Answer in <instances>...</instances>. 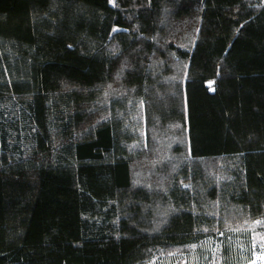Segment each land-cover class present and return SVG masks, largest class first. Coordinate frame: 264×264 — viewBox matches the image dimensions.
Wrapping results in <instances>:
<instances>
[{
  "label": "trees",
  "instance_id": "obj_1",
  "mask_svg": "<svg viewBox=\"0 0 264 264\" xmlns=\"http://www.w3.org/2000/svg\"><path fill=\"white\" fill-rule=\"evenodd\" d=\"M252 245L264 0H0V264H244Z\"/></svg>",
  "mask_w": 264,
  "mask_h": 264
},
{
  "label": "rangeland",
  "instance_id": "obj_2",
  "mask_svg": "<svg viewBox=\"0 0 264 264\" xmlns=\"http://www.w3.org/2000/svg\"><path fill=\"white\" fill-rule=\"evenodd\" d=\"M110 3L113 4L114 0H110ZM239 243L240 256L245 257L246 252L249 248L241 246L240 240H237ZM254 253L249 261L244 264H264V245H252L251 248ZM171 259L169 257L156 258L151 260L148 264H169ZM189 264H205L202 259H196L195 257H190ZM214 264H222L221 259H214Z\"/></svg>",
  "mask_w": 264,
  "mask_h": 264
}]
</instances>
